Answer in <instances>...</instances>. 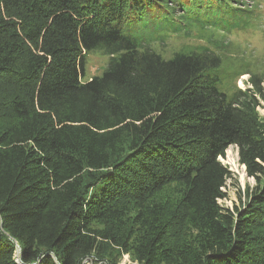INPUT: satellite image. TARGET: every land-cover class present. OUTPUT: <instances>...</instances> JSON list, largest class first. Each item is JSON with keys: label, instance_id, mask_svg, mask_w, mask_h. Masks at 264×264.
<instances>
[{"label": "trees", "instance_id": "obj_1", "mask_svg": "<svg viewBox=\"0 0 264 264\" xmlns=\"http://www.w3.org/2000/svg\"><path fill=\"white\" fill-rule=\"evenodd\" d=\"M245 0H0V264H264V75L231 101L205 46ZM109 57L82 82L87 53ZM254 186L223 208L229 147ZM94 264H96L94 262Z\"/></svg>", "mask_w": 264, "mask_h": 264}, {"label": "rangeland", "instance_id": "obj_2", "mask_svg": "<svg viewBox=\"0 0 264 264\" xmlns=\"http://www.w3.org/2000/svg\"><path fill=\"white\" fill-rule=\"evenodd\" d=\"M245 2L250 10H256L260 15L244 30L237 28L234 31L201 30L193 25L176 33L167 24L165 29L159 31L157 39L153 42L146 40V44L164 60L171 59L174 53L183 48L205 46L209 52L217 54L220 58L218 91L225 95L227 101L232 100L237 88L241 91L251 90L253 93L254 90L248 84V75L242 77L238 75L242 73L264 75V0H245ZM108 60L109 57L100 51L87 53L81 81L87 82L91 78L100 77L107 67ZM257 100L260 103L257 111L264 119V104L259 97ZM220 162L228 168L231 178L226 182L223 190L226 197L219 201V204L229 210L239 208L245 201L246 189L254 186V180L246 176L244 167L238 163L236 147H229L224 157L220 158ZM118 264L136 263L125 256Z\"/></svg>", "mask_w": 264, "mask_h": 264}, {"label": "built area", "instance_id": "obj_3", "mask_svg": "<svg viewBox=\"0 0 264 264\" xmlns=\"http://www.w3.org/2000/svg\"><path fill=\"white\" fill-rule=\"evenodd\" d=\"M125 257V256H124ZM94 262L96 264H106L105 262H99L97 261L94 257H90V258H87L85 259L82 264H94Z\"/></svg>", "mask_w": 264, "mask_h": 264}]
</instances>
